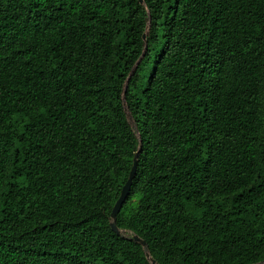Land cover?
I'll use <instances>...</instances> for the list:
<instances>
[{
	"label": "trees",
	"instance_id": "16d2710c",
	"mask_svg": "<svg viewBox=\"0 0 264 264\" xmlns=\"http://www.w3.org/2000/svg\"><path fill=\"white\" fill-rule=\"evenodd\" d=\"M147 252L264 262V0H0V264Z\"/></svg>",
	"mask_w": 264,
	"mask_h": 264
},
{
	"label": "water",
	"instance_id": "95a60500",
	"mask_svg": "<svg viewBox=\"0 0 264 264\" xmlns=\"http://www.w3.org/2000/svg\"><path fill=\"white\" fill-rule=\"evenodd\" d=\"M140 2L143 3V0H140ZM143 38H144V40H146V35H144ZM126 114H127V118L131 121V115H130V113H129V111L127 109H126ZM138 158H139V151L136 153V155L134 157V162H133L132 170L130 172L128 181L125 184V186L123 187V190L121 192L120 198L116 202V204H115V206L113 208L112 214H111V219H112L111 228L118 235H121L122 234V230H120L118 228V226L116 225L117 216L120 213L124 202L128 198V195L130 193L133 180H134V178H135V176L137 174ZM134 239L143 248H146L147 247V243L144 240H142L139 236H134ZM146 257L150 261L151 264H157L156 261L151 258L150 254L148 252L146 253ZM259 264H264V262L259 263Z\"/></svg>",
	"mask_w": 264,
	"mask_h": 264
},
{
	"label": "rangeland",
	"instance_id": "374dc122",
	"mask_svg": "<svg viewBox=\"0 0 264 264\" xmlns=\"http://www.w3.org/2000/svg\"><path fill=\"white\" fill-rule=\"evenodd\" d=\"M130 123L134 127V129H136V126H135V124H134V122L132 120L130 121Z\"/></svg>",
	"mask_w": 264,
	"mask_h": 264
}]
</instances>
